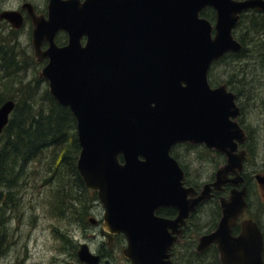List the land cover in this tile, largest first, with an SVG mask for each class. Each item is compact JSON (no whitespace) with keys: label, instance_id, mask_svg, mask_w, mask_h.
<instances>
[{"label":"water","instance_id":"water-1","mask_svg":"<svg viewBox=\"0 0 264 264\" xmlns=\"http://www.w3.org/2000/svg\"><path fill=\"white\" fill-rule=\"evenodd\" d=\"M25 5L33 18L35 53L48 57L39 74L76 117L77 169L97 192L109 238L125 234L130 264L164 262L175 239L168 227L175 229L226 183L234 186L220 196L218 223L199 236L198 247L216 242L223 264H264L257 222L244 218L240 231L232 232L247 204L240 173L244 151H236L245 138L235 120L239 107L225 84L208 80L214 59L242 47L232 33L240 12L264 11V0H49L47 16ZM208 5L215 9L214 22L200 13ZM0 19L14 27L23 22L11 8L1 9ZM59 29L68 34L64 45L54 42ZM42 39L50 43L44 50ZM14 105L13 99L0 105V133ZM184 141L226 154L199 191L184 184V170L170 152ZM161 206L177 208V217L158 215ZM78 256L89 264L99 261L86 242Z\"/></svg>","mask_w":264,"mask_h":264},{"label":"trees","instance_id":"trees-1","mask_svg":"<svg viewBox=\"0 0 264 264\" xmlns=\"http://www.w3.org/2000/svg\"><path fill=\"white\" fill-rule=\"evenodd\" d=\"M206 8L212 13L210 18H214L215 10L208 6ZM206 8L201 11L205 16ZM19 32V29L11 26L8 33L0 28V105L7 99L15 101L9 119L0 133V254L4 252L8 243L10 220L16 218L15 214L19 216L21 214L17 209L23 204L21 202L23 191L29 180L37 179L50 186L59 182L65 183L59 187V198L49 199L46 196L59 208V213L66 211L75 202L80 203L84 213L83 208L88 207L86 202L90 197L83 195L89 193L92 197H96V192L86 187L77 169L76 160L80 145L77 138L76 118L69 106L61 104L51 94L43 77L36 74L31 78H25V71L28 70L29 73L31 68H36L39 63L28 48L21 44ZM233 34L242 42V48L238 51H227L213 60L208 70V80L212 85L225 82L230 88L235 89L239 93L238 102L242 106L244 104L240 100L241 86L233 81L238 80L242 84L249 81L245 76L243 77L245 79L235 78L239 74L238 71L221 76L218 74V68L223 63L228 64L246 55H256L258 58L264 56V13L255 9L241 13ZM261 61L264 62V57ZM244 69L245 64L238 66L239 71ZM181 146L190 149L201 148L206 154L214 155L217 158V166L225 159L222 152L208 148L204 144L176 143L172 146L171 152L184 168V181L188 185H193V182L188 177L189 171L183 159L179 157L177 150ZM247 182L249 183V180ZM193 186L198 188L196 185ZM51 190L52 187L49 192ZM211 199L216 201L215 207L219 219L218 196ZM218 219L206 230L214 228ZM238 227L237 224L234 231H237ZM202 230L197 225L190 226L191 236L196 237ZM211 261L212 264H221L216 249L213 251ZM182 264H200V262L184 260Z\"/></svg>","mask_w":264,"mask_h":264},{"label":"rangeland","instance_id":"rangeland-1","mask_svg":"<svg viewBox=\"0 0 264 264\" xmlns=\"http://www.w3.org/2000/svg\"><path fill=\"white\" fill-rule=\"evenodd\" d=\"M22 1L0 0V9L18 7ZM30 1L36 7L44 8L48 0ZM255 10L260 11L259 9ZM205 12L206 16L214 22L215 17L210 18L211 11L206 8ZM30 23V20L26 21L18 35L21 44L25 45L33 54ZM9 27L7 21L0 20V28L3 31L8 33ZM262 57L264 56L258 58L256 55H246L244 58L233 60L228 64L223 63L218 68V74L221 76L238 71L239 74L235 78L245 76L249 81V83L245 82L246 85L238 80L233 81L241 86L240 100L244 105L241 106L240 120L245 125L247 122L255 126L261 121L260 115L264 109V62L261 61ZM240 64H245L243 71L238 70ZM40 67L39 64L36 68H31L29 73L26 70L25 78H31L38 74ZM214 72L217 74L215 68ZM225 84L228 87V84ZM251 90L254 93L250 95ZM177 151L188 168V177L192 180L193 185L201 188L205 181L213 179L214 172L218 167L216 165L217 158L214 155L206 154L201 148L190 149L185 146L179 147ZM259 163L257 161L246 169V177L249 180L248 206L243 215L244 217L257 218L264 228L263 187L253 177L255 171L264 170V167ZM63 185H65L64 182H59V184L50 186V184H43L37 179L29 180L26 183L21 201L23 204L17 209L21 211V214L20 216L15 214L16 218L10 220L8 243L4 252L0 254V264H85V261L78 256V249L82 242H86L94 252L99 249L108 254L113 264H128L120 251V245L116 244L118 239L116 238L117 240L109 245L107 237L100 233V226L96 227L90 220L92 216L99 218V221L102 218L103 206L97 197H92L89 193L83 195L90 197L86 202L88 207L83 208L84 213H82L80 203L77 202L73 203L66 211L59 213V208L47 199L46 196L49 199L59 198V187ZM51 187L52 190L49 192ZM215 202L211 198L205 200L198 205L192 216L196 222L195 225L205 231L218 219ZM204 264H212V261L208 259Z\"/></svg>","mask_w":264,"mask_h":264},{"label":"flooded vegetation","instance_id":"flooded-vegetation-1","mask_svg":"<svg viewBox=\"0 0 264 264\" xmlns=\"http://www.w3.org/2000/svg\"><path fill=\"white\" fill-rule=\"evenodd\" d=\"M26 1L30 3V7H31V10L33 13H35L37 15L47 16V5H48L49 0L47 1L46 7H44V8H39L38 6L36 7L35 4L30 0H23L22 3L18 7H13V8L6 7V8L19 10L23 16L22 25L20 27H15V28L20 30L22 27H24L26 21L30 20V22H31L30 23L31 24L30 39H31V46L33 49V54L35 56L36 62H38L41 65V67H43V65L46 64L48 57L43 56V57L39 58L35 53V47H34V44L32 41L33 18H32V14H30L31 12H29L28 6L27 5L23 6V3ZM1 9H3V8H1ZM0 20H6V19H0ZM7 22L9 23L10 26H13L9 21H7ZM67 40H68V34H67L66 30H64V29H59L54 35V42L57 45H64L67 42ZM49 44L50 43L47 39H42L40 42V49L41 50L46 49L49 46ZM41 67H40V69H41ZM229 89L235 94V99H236L237 103L239 104V102H238L239 93L233 88L229 87ZM253 93H254L253 90H251V92H249L250 95ZM249 94H248V96H249ZM239 108H240V111H239L238 118L240 120L241 119L240 113L242 110V107L240 104H239ZM260 119H261V121H259L258 124L255 126L248 124L247 122L245 125L240 120V125L245 130V138L243 141L238 143L237 152L241 151V150L244 151L243 168H242L241 173L244 175L246 182L248 180L246 177V169L249 165L257 163V161H259L260 162L259 165L264 167V109L261 112ZM261 141H262V145H261ZM262 147H263V149H262ZM259 157H260V159L258 160ZM253 177L255 178V180H257L259 182L258 184H260L263 187V194H264V170L255 171ZM232 186H233V184H230V183H227L226 185L223 186V188H224L223 190L226 191V189H227L226 193L224 194L225 196H228L229 190ZM247 186H248V182H247ZM220 195H222V194H220ZM215 196H218V193L215 191H212L210 198H213ZM247 196H248V193L246 195V201H247V206H248V197ZM195 209L191 213H194ZM177 212H178L177 208H175L173 206H161L158 208V210H156V213L158 215H161L163 217H167L169 219H175L177 217ZM220 215H221V213H220ZM191 216H193V215L190 214V215L186 216L185 219H183V221H179L176 224L175 229H173L172 226L168 227V231L172 235L175 236V239L173 240L171 245L167 248V250H166L167 255H163L161 257V260H164V262H162L161 264H182V262L184 260H191L192 262L199 261L200 264H204L208 259L212 260L213 251L215 249L218 252V259H219V250H218L216 243H213V242L209 243L207 246H205L203 248L198 247L199 236L201 235V233L205 232V230L203 229L202 232L199 233L196 237H194L193 235L191 236L190 226L195 225V223H196V222H194V219ZM242 217L243 216H240L238 220H240ZM247 217H250V216H247ZM250 218L255 220L257 222V224L260 226L261 230L264 231V228H263L261 222L257 218H254V217H250ZM92 223L96 227L100 226V233L103 236L107 237V241H108L109 245L113 244L115 242V240L118 239L117 240L118 243H116V244L120 245L121 253L123 254V256L128 261V264H130V259L123 252L124 248L127 245V239H126L125 234L120 231L117 233H112L111 238H109V236L107 234L108 232L103 227L102 218L99 221V218L96 217ZM234 229L236 230V225L233 227V231H234ZM239 231H240V229H237L236 232H239ZM236 232H233V233H236ZM212 244H214V245L212 246ZM211 247H213L212 250L208 251V249ZM95 252L98 253V255H99V261L96 264H105V259H109L110 263L113 264L111 259L109 258L108 254L103 253L99 249L95 250ZM263 253H264V244H263V249H262V255H263ZM85 264H88V263H85Z\"/></svg>","mask_w":264,"mask_h":264}]
</instances>
